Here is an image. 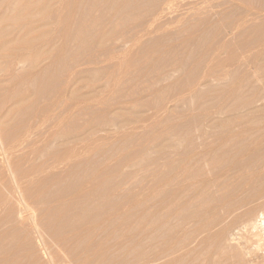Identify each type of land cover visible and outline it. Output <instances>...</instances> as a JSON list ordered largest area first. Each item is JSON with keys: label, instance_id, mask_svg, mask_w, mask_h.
Here are the masks:
<instances>
[{"label": "rangeland", "instance_id": "374dc122", "mask_svg": "<svg viewBox=\"0 0 264 264\" xmlns=\"http://www.w3.org/2000/svg\"><path fill=\"white\" fill-rule=\"evenodd\" d=\"M60 1L0 74V264H261L264 0Z\"/></svg>", "mask_w": 264, "mask_h": 264}, {"label": "bare ground", "instance_id": "6f19581e", "mask_svg": "<svg viewBox=\"0 0 264 264\" xmlns=\"http://www.w3.org/2000/svg\"><path fill=\"white\" fill-rule=\"evenodd\" d=\"M36 1L38 0H0V74L7 72L8 70H16L18 68H20L21 66H24V64L26 63L29 64V67H33L32 69H30L31 71L36 68L43 60L45 61V59H47L48 53L49 52V48L46 46L48 45V42L43 41L45 39L43 36V33H40L38 31V34L35 33L36 27L37 25H34V23H37V19L36 21H34V17L36 15H38L37 17L39 18L40 15L39 13H41L42 17L45 11H49V7L50 9L52 8V6H55V3L57 2V0H44L41 1V5L40 2L38 1L39 5ZM60 1V0H59ZM43 2V3H42ZM61 2V1H60ZM57 4V3H56ZM37 6L39 8H37ZM47 9V10H46ZM53 9V8H52ZM45 10V11H44ZM36 11H39L37 14ZM44 11V12H43ZM47 12H45L46 16H47ZM260 11V10H259ZM262 12V11H261ZM264 13V12H262ZM41 17V18H42ZM43 19H39V22L42 21ZM45 20V18H44ZM43 20V21H44ZM57 20V19H56ZM38 22V23H39ZM41 23H39L40 26ZM45 23L41 24V26L43 27ZM38 26V29H39ZM41 28V27H40ZM37 29V30H38ZM42 29V28H41ZM40 30V29H39ZM43 31V30H42ZM45 32H47L48 34V30H44ZM46 34V33H45ZM46 34V35H47ZM47 40V39H46ZM262 40V39H260ZM39 41V42H38ZM48 41V40H47ZM38 42V43H37ZM47 44H46V43ZM39 44L40 46L36 47V45ZM49 46V45H48ZM35 50V51H34ZM256 50V49H255ZM51 51V50H50ZM263 54V53H262ZM261 56V55H260ZM263 56V55H262ZM260 60V59H259ZM43 61V62H44ZM259 62V61H258ZM264 63V62H263ZM260 64V63H259ZM25 65V67H26ZM36 66V67H35ZM28 67V66H27ZM28 67V68H29ZM23 68V67H22ZM21 68V69H22ZM27 68L28 74L30 73L29 70ZM9 72V71H8ZM33 72V71H32ZM25 73V70H24ZM27 73V72H26ZM25 73V74H26ZM11 74V71H10ZM27 74V75H28ZM259 76V75H258ZM24 78V77H23ZM258 79V78H257ZM263 80V79H262ZM76 92V91H75ZM72 95H74V91L70 92ZM69 93V94H70ZM21 94V93H20ZM19 94V95H20ZM23 94V93H22ZM21 94V96H22ZM70 94V96H71ZM258 94V93H257ZM24 95L26 96H18L17 97H21V98H17V100H13L12 97L10 99V103L13 100V103H11V107L12 108H16L19 105H22L23 103L25 104L27 101H29L30 99L28 98V95L25 93ZM256 97V95H255ZM10 98V97H9ZM9 98H7V100H9ZM259 98V97H257ZM29 99V100H27ZM5 98V102L7 101ZM27 100V101H26ZM260 100V99H259ZM258 101V100H257ZM264 103V102H263ZM6 104V103H5ZM8 101H7V105H8ZM245 104V103H244ZM257 104V103H256ZM249 105V104H248ZM252 105V104H251ZM5 106V105H4ZM263 106V104H262ZM261 106V107H262ZM2 107V106H1ZM8 107V106H7ZM10 107V109L6 112V107H5V112L6 114H8L10 112V110L12 109ZM22 107V106H21ZM243 107V106H242ZM245 107V106H244ZM253 108V107H252ZM1 109V108H0ZM244 109V108H242ZM2 111V109H1ZM248 111V110H247ZM12 112V110H11ZM10 112V113H11ZM255 112V111H254ZM253 112V113H254ZM240 113V112H239ZM244 113V112H243ZM252 113V112H251ZM247 114H250L247 112ZM9 115V114H8ZM6 115V116H8ZM1 116L2 118L3 113L1 112ZM1 116H0V120H1ZM240 117V116H239ZM114 118V117H113ZM112 118V119H113ZM128 118V117H127ZM242 118V116H241ZM119 119V118H118ZM127 120V119H126ZM1 123V122H0ZM1 125V124H0ZM1 128V127H0ZM92 128V127H91ZM90 128V129H91ZM94 128V127H93ZM95 129V128H94ZM92 130V129H91ZM54 132H58V131H54ZM2 133V131L0 132ZM51 133V132H50ZM53 133V132H52ZM52 133L49 134L48 132V144H57V145H68V142H72L75 141V137L77 138V136H79L77 133H79V131H77L75 136V131H73V134H69L70 136L73 135L74 139L71 140L69 137L68 139H70L69 141L65 139V137L67 136L65 133H59L58 134H54V136H52ZM47 134V133H46ZM66 136H64V135ZM81 134V132H80ZM51 135V136H50ZM1 136V135H0ZM82 136V134H81ZM81 136L79 137V139L81 138ZM2 138V136H1ZM0 138V139H1ZM18 138V137H17ZM45 138V140L47 139ZM50 138H52L50 140ZM67 138V137H66ZM19 139V138H18ZM22 139V138H21ZM43 139V138H42ZM68 141V142H66ZM79 139H76L79 141ZM11 141V140H10ZM21 141V140H20ZM19 141V143H20ZM46 141V142H47ZM1 142V140H0ZM13 142V141H12ZM63 142H66L63 143ZM3 143V142H2ZM9 143V142H8ZM76 143V142H75ZM7 144V143H6ZM11 144V143H10ZM80 144V143H79ZM12 145V144H11ZM10 145V146H11ZM14 145V143H13ZM46 145V144H45ZM52 145H50L51 147H53ZM63 145V146H64ZM71 145V144H70ZM16 146V145H15ZM18 146V145H17ZM16 146V147H17ZM74 146V145H73ZM78 146V145H77ZM7 147V146H6ZM9 147V146H8ZM49 147V146H48ZM13 148V146H12ZM12 148H10L12 150ZM18 148V147H17ZM16 148V149H17ZM72 148V146H71ZM79 148V146H78ZM73 151L75 150L74 148H72ZM1 150V149H0ZM9 150V149H8ZM7 150V151H8ZM15 151V150H14ZM13 151V152H14ZM2 151H0L1 153ZM10 152V151H8ZM72 152V151H70ZM73 153V152H72ZM11 154V153H10ZM70 155V153H69ZM3 156V155H2ZM68 156V155H67ZM72 156V155H71ZM70 156V157H71ZM3 158V157H2ZM4 159V158H3ZM9 160V159H6ZM7 162L4 160V163ZM9 162V161H8ZM10 163V162H9ZM7 164V163H6ZM6 167V166H5ZM7 169L10 168V166L8 165V167H6ZM5 168V169H6ZM12 168V167H11ZM12 172V171H9ZM30 179V178H29ZM16 181V180H15ZM14 181V182H15ZM21 182V181H19ZM13 183V182H12ZM18 183V181H17ZM19 184V183H18ZM15 187L14 189H16V184H13ZM16 185V186H15ZM18 188V187H17ZM19 189V188H18ZM262 189V188H261ZM260 189V190H261ZM17 190V189H16ZM16 193V192H15ZM19 194V193H18ZM20 196V195H19ZM262 205V204H261ZM260 207H256L255 211L251 214L247 216V220H245L242 225L239 228V234L240 236H237L236 239H238L237 245H239L240 249L245 253V255L249 256V257H253L255 259H258L257 263H261L264 264V204ZM255 208V207H254Z\"/></svg>", "mask_w": 264, "mask_h": 264}]
</instances>
